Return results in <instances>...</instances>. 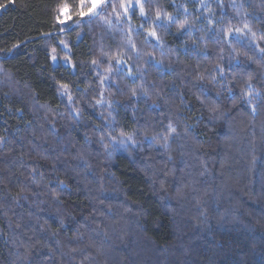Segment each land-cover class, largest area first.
Instances as JSON below:
<instances>
[{"label":"trees","instance_id":"16d2710c","mask_svg":"<svg viewBox=\"0 0 264 264\" xmlns=\"http://www.w3.org/2000/svg\"><path fill=\"white\" fill-rule=\"evenodd\" d=\"M127 2L0 0V264H264V0Z\"/></svg>","mask_w":264,"mask_h":264},{"label":"snow or ice","instance_id":"6c2138e0","mask_svg":"<svg viewBox=\"0 0 264 264\" xmlns=\"http://www.w3.org/2000/svg\"><path fill=\"white\" fill-rule=\"evenodd\" d=\"M137 3H139V0H136ZM105 3V0H80V10L78 12H75L74 14L79 17H84L90 13H94L95 10L103 5ZM90 5V6H88ZM121 8H125V10L129 7H132L131 0H128L127 3H122L120 5ZM115 10V9H114ZM141 11H143V8L141 6ZM66 16V19H71L72 18V13L70 10L69 5L67 4H62L59 6V15L57 16V22L58 23H65V20H62L60 17L61 16ZM150 35L155 36V32L150 33ZM55 59V57H53ZM93 63H96V61H93ZM61 87L66 88V85H62Z\"/></svg>","mask_w":264,"mask_h":264},{"label":"rangeland","instance_id":"374dc122","mask_svg":"<svg viewBox=\"0 0 264 264\" xmlns=\"http://www.w3.org/2000/svg\"><path fill=\"white\" fill-rule=\"evenodd\" d=\"M139 2H140V0H139ZM131 3H132V6H135V7L138 6V5H140V3H137L136 0H131ZM88 6H90V5H88ZM98 8H99V7H98ZM98 8L95 10L94 13H90V14H88V15H86V16H92V15H94V14L97 12ZM66 16H67V14H66L65 16H62V20H65V23H63L62 25H65V24L69 23V20L66 19ZM61 47H62V49L64 50L65 53L68 52L67 41L64 40V42H62V44H61ZM53 61H54V63L57 62L55 59H53ZM60 62H61L62 64H64V65H67V62H68V61L65 60V59H63V60H61Z\"/></svg>","mask_w":264,"mask_h":264}]
</instances>
